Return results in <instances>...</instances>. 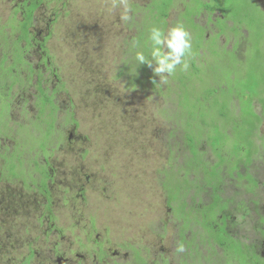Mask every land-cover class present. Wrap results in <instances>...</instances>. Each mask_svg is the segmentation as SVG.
I'll return each mask as SVG.
<instances>
[{
	"label": "rangeland",
	"instance_id": "obj_1",
	"mask_svg": "<svg viewBox=\"0 0 264 264\" xmlns=\"http://www.w3.org/2000/svg\"><path fill=\"white\" fill-rule=\"evenodd\" d=\"M25 2L0 0V59L4 55L5 65L17 68L23 80L9 96L8 124L0 121V130L8 126L0 134V264H21L28 255L31 264H54L58 257L62 264H203L206 257L223 262L227 256L210 239L213 229L202 228L194 220L200 219L199 207L212 204V190L203 188L195 204L186 198L188 212L168 203L175 191L168 177L183 173V159L189 158L178 119L172 118L180 110L177 100L167 98L166 83L154 74V62L152 67L138 64L145 75L140 74L137 84L129 81L133 74L129 71L137 67L132 39L142 31L150 0H39L27 42L22 30L19 41L20 24L30 11L31 2ZM225 7L224 19L214 24L209 14L211 18L219 14L213 7L198 13L195 0H181L169 11L164 31L178 25L187 9L190 20L216 27L208 28L207 44L212 39L209 34L222 33L212 39L211 48L221 54L231 52L235 36L225 21L235 24L238 18L232 15L245 9L262 29L264 0H225ZM195 26L187 23L192 39L201 34L193 31ZM240 33L246 36L244 29ZM135 46L136 54L139 46ZM196 46L193 40L190 57L206 72L199 77L204 80L201 92L218 88L219 83L209 78L216 65L212 50L205 44L194 57ZM253 68L249 63L243 71L250 73ZM167 80L169 85L180 83L179 70ZM225 86L231 92L232 85L226 82ZM242 89L235 88L234 93ZM48 96L56 107L54 115L46 112L32 126L42 115L41 100ZM253 102L260 113L263 107ZM233 104L236 107L237 101ZM246 104L242 103L243 112L250 110ZM5 106L6 100L0 98V120ZM52 117L54 133L48 136L51 127L46 128V123ZM261 119L256 141L262 143L256 153L261 158L255 155L250 168L244 155L239 160L241 173L260 180L259 207L248 203L253 183L237 177L232 167L234 178H230L223 164L219 195L222 200L234 198L226 232H244L246 245L256 248L264 264V115ZM205 162L208 168L218 163L209 147ZM201 179L198 174L197 180ZM237 204L243 208L245 204L244 218L235 212ZM190 251L193 255L188 256Z\"/></svg>",
	"mask_w": 264,
	"mask_h": 264
},
{
	"label": "trees",
	"instance_id": "obj_2",
	"mask_svg": "<svg viewBox=\"0 0 264 264\" xmlns=\"http://www.w3.org/2000/svg\"><path fill=\"white\" fill-rule=\"evenodd\" d=\"M180 1L181 0H150V3L146 7L147 12L143 11L146 15L142 20V31L132 39V41L139 46V50L136 49L137 52H143L144 55L151 60L150 50H152V45L149 40L150 30L155 26L164 31L169 11L173 7H176ZM195 1L199 4V9H204L209 12L213 7V11L218 12L219 17L215 18H211V14H209L210 22L212 21L215 24V20L224 19V15H226L225 13L227 12L225 0H207V2L202 0ZM27 2H31L28 7L30 11L25 14L24 20L20 24V32L22 30L24 33L25 42H27L29 38V32L27 31L30 26L32 12L39 4V0H26L25 4ZM195 12H199V10ZM181 16L183 19L179 17V20L176 22L177 24L183 25L186 29L188 22H191V24L195 23L196 26L193 31L201 32V34L194 39L191 38L192 47L193 40L197 42V49L193 50V56L196 57L199 48L205 44L207 49L212 50V59L215 56V63L217 66L214 64V68L211 69L210 64L208 69H211L210 75L212 76L209 78L215 79L219 84L217 83L218 88L216 85L212 90H204V92H201L203 89L200 83L204 80L199 77L206 74V72L202 71L201 66L196 67L190 56L185 57L189 62V68L187 71H184L180 66H177V69L181 74L180 83L175 81V83H173L174 85H169V80L166 82V88L168 91L167 98L169 99L170 97H173V101L177 100V103L180 106V110L178 111L179 114L176 112L177 116L172 118H176V120L178 119L177 122L184 135V144L188 149L189 154V158L185 157L183 159V173H174L175 176L170 175V177H168L169 183L174 184L175 188L174 194L172 195L173 197L171 196V200H168V203L173 202L174 206L171 204V208L180 206L182 211L188 212L189 210H186V198L191 201L192 204H195V199H200L199 194L205 191L203 188H209L213 192L211 197L212 204L206 207L203 206V208L199 207L198 210H196V214H199L200 219H197L196 217L194 220L200 224L202 228H206L207 230L213 229L210 239L219 249H222V252H224L227 258H224L225 260L220 263L218 260L214 261V259L212 260L206 257L203 259V264H262L260 257L255 253L256 248L254 246L251 248L246 245V235L244 232H238L235 234H228L226 232L227 229H225V225L227 224L228 219H232V212H234L229 207V204L234 202V198L232 197V199L226 196L227 198L222 200L219 193H223V178L222 170L220 168L221 164H223L226 169L228 167V172H225V174L230 178H234L231 176L230 172V167H232L233 172L237 177L242 175L245 179H248L250 183H253V194L252 191H248L252 195V198H249L248 203L251 202V204L257 208L261 202V197L259 198L258 193L256 192V190L259 189L258 186H260V180H256L252 174H246L245 172L241 173L240 171L242 168L239 165V160L244 155L246 167L250 168L254 165L253 162L255 160V155L259 158L262 156V154L256 153L260 149L259 145L262 144L257 142H259L258 134L262 122L261 118L264 115V100L262 99L264 94V36L259 35V31L264 32V15L263 17H260L262 29L259 27L260 21L252 22L251 15L249 16V14H245V9L242 10L238 16L232 15V18H238L235 20V24L226 20L225 22H228L227 25L229 23L231 24V26L228 25V32L233 33L235 37L233 38L234 43L231 52L225 53L223 51L224 53L222 54L221 50L214 49L215 47L211 48L215 42V40L212 39L217 38L222 35V33L219 32L218 36L217 33L214 35L209 34V38H212L209 40V44H207V40H204V37L207 36L206 33L208 32V28L212 26L215 29L216 27L214 25H210L208 22L206 25H200L195 20H190V14L187 13V9ZM190 27L189 24V28ZM189 28L188 30L192 32V28ZM243 29L246 32L244 38L240 33ZM22 32L19 41L23 40ZM194 32L192 33V37L194 36ZM135 44L132 45V51L134 50V52H131V54L133 57L136 55ZM41 50L43 52L45 51L43 46H41ZM227 54L230 58L225 56ZM5 61L6 57L2 55V58L0 59V98L2 101L6 100V106L3 111V119L0 121H5L8 124V106H11L12 102L9 96H11L13 88L19 86L23 80L20 72L18 71L17 73V68L12 67V65L7 67ZM135 63L137 64V67H134L135 72L132 70L129 71L133 73L132 78H129V81L133 84L139 83L141 80L140 74L145 75L144 70L141 68V65H138L140 63L136 59ZM249 63H252L254 68L252 69V72L246 73L243 71L244 65ZM14 65H18L17 62ZM172 79H177V76ZM226 82L232 85L231 92H229L225 86ZM221 85L223 86L221 87ZM238 87H243V89L236 94L234 93V90ZM44 100L45 101L41 100L43 106L41 107L40 113H42V115L38 117L36 122L31 123L32 126H36L41 119L45 118L46 112L53 113V115L55 113L56 107L53 104L52 97L48 96ZM254 100L259 102L263 107L260 110V113H257L254 109ZM233 101H237L236 107L234 106ZM242 103H247L246 105L250 110L243 112ZM53 123V117L46 123V128L51 127L48 136H51L54 133L52 127ZM7 130L8 126L5 127V129H1L0 134L1 131L5 132ZM37 131H39L38 128ZM21 135L23 136V134ZM208 147L218 159V163L212 168H208L207 163L205 162L206 149ZM190 173L193 174L192 179L188 178ZM198 174L202 175L201 180H197ZM180 175H183L184 177L177 179ZM44 193H46V191ZM192 193L193 196L189 197ZM254 193L257 194L254 195ZM236 206L235 212L239 214L240 218H244L246 214L245 211H247L245 204L244 208L239 207L238 204ZM207 216L210 218L213 217L214 220L206 218ZM215 218L221 219V222L218 221L220 222V225H218ZM213 221L217 223V226L214 225ZM240 223L241 221L238 224ZM231 224L235 225L237 223L233 222ZM220 226H222V230L219 232L218 228ZM261 229L263 228L261 227ZM214 236H219L220 238H215ZM257 241L259 242V239ZM187 248L189 249L190 247ZM213 250V248L209 249L210 252H214ZM193 252L194 251H190L188 256L193 255ZM29 258L27 257V259H25V264H28ZM193 262L191 261V263ZM142 264L146 263L143 261ZM199 264L201 263L199 262Z\"/></svg>",
	"mask_w": 264,
	"mask_h": 264
},
{
	"label": "clouds",
	"instance_id": "obj_3",
	"mask_svg": "<svg viewBox=\"0 0 264 264\" xmlns=\"http://www.w3.org/2000/svg\"><path fill=\"white\" fill-rule=\"evenodd\" d=\"M149 40L151 41V60L143 52H136L135 58L140 64L153 66L154 74L161 82L166 83L168 77L177 70V66L184 71L189 68V63L185 59L191 55L192 42L191 35L181 24L171 27L166 33L159 27H152ZM183 251L181 247L179 249Z\"/></svg>",
	"mask_w": 264,
	"mask_h": 264
},
{
	"label": "flooded vegetation",
	"instance_id": "obj_4",
	"mask_svg": "<svg viewBox=\"0 0 264 264\" xmlns=\"http://www.w3.org/2000/svg\"><path fill=\"white\" fill-rule=\"evenodd\" d=\"M260 9H261V7H260ZM9 107H10V105H9ZM23 185H24V182L22 183ZM46 186V185H45ZM45 191H46V189H45ZM8 219H4L3 221H7ZM8 222V221H7ZM29 257H31V256H29L28 255V258ZM25 259H27V257H25L24 258V260L21 262V264H25V262H26V260ZM61 257H58L56 260H55V263L54 264H62L63 263V260L61 261ZM28 264H31L30 263V258H29V261H28Z\"/></svg>",
	"mask_w": 264,
	"mask_h": 264
},
{
	"label": "crops",
	"instance_id": "obj_5",
	"mask_svg": "<svg viewBox=\"0 0 264 264\" xmlns=\"http://www.w3.org/2000/svg\"><path fill=\"white\" fill-rule=\"evenodd\" d=\"M198 10H199V12H200V9H198ZM199 12H198V13H199Z\"/></svg>",
	"mask_w": 264,
	"mask_h": 264
}]
</instances>
